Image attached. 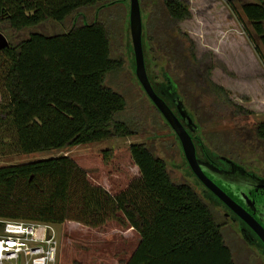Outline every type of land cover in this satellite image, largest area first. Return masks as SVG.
Returning <instances> with one entry per match:
<instances>
[{"label":"trees","instance_id":"16d2710c","mask_svg":"<svg viewBox=\"0 0 264 264\" xmlns=\"http://www.w3.org/2000/svg\"><path fill=\"white\" fill-rule=\"evenodd\" d=\"M148 1L156 6L151 25L162 14L175 21L190 14L184 0ZM99 2L0 0V28L8 24L18 31L45 21L63 22L80 8L95 9L93 20H81L65 30L35 29L17 42L7 39L8 45L0 50V143H5L2 136L6 133L17 150L30 152L135 131L124 117L122 93L105 84L106 74L121 67L122 61L111 56L109 30L100 18L103 5ZM241 8L264 44V0L245 1ZM142 47L152 84L158 78L147 67L143 31ZM191 51L192 47L193 56ZM159 80L171 81L178 91L177 82L165 69ZM208 82L213 87L208 89L210 106L228 107L219 99L225 98L226 91ZM253 129L264 139V120ZM198 146L218 157L202 138ZM128 147L139 174L116 192L91 181L87 170L66 153L0 165V218L54 224L74 219L89 226L114 218L139 234L123 264H236L212 209L215 203L207 196L205 200L189 182L174 181L165 160L145 142H131Z\"/></svg>","mask_w":264,"mask_h":264},{"label":"rangeland","instance_id":"374dc122","mask_svg":"<svg viewBox=\"0 0 264 264\" xmlns=\"http://www.w3.org/2000/svg\"><path fill=\"white\" fill-rule=\"evenodd\" d=\"M184 1L190 13L187 18L175 21L162 14L153 25L150 16L153 18L156 6L148 0L141 1L148 70L161 79L165 69L177 82L181 101L211 149L264 175V139L253 129L257 122L264 120V44L255 35L241 8L243 2L256 0ZM99 4L103 5L100 18L109 30L111 56L122 61L121 67L106 74L105 84L122 93L126 103L124 117L135 131L30 152L17 150L4 133L5 143H0V165L66 153L87 170L91 181L116 192L138 176L128 146L131 142L143 141L165 160L174 181L189 182L202 196L201 184L185 161L178 137L136 78L133 52L129 49V0H100ZM94 13V8L84 7L63 22L45 21L19 31L2 24L0 31L7 39L17 42L31 30L59 32L81 20L91 21ZM191 47L193 56L189 52ZM1 73L0 67V77ZM207 80L226 91L225 98L220 96L219 99L230 104L228 107L210 106L208 89L213 87ZM202 197L208 201L205 195ZM211 206L221 222L235 263L264 264L263 249L247 241L236 223L225 217L218 205ZM3 219L0 218V225ZM55 227L57 264H123L139 238L131 225L114 218H108L100 226L67 219L55 223Z\"/></svg>","mask_w":264,"mask_h":264},{"label":"water","instance_id":"95a60500","mask_svg":"<svg viewBox=\"0 0 264 264\" xmlns=\"http://www.w3.org/2000/svg\"><path fill=\"white\" fill-rule=\"evenodd\" d=\"M128 22L129 34L134 58V71L138 82L144 90L147 97L160 111L166 122L174 131L180 141V145L184 157L191 168L192 172L198 179L209 189H211L223 202L231 207L248 225L255 231L264 246V216L253 207L252 211H248L237 200H235L229 193L224 191L214 180L216 174L222 176L225 172L216 173L217 167L212 161H203L196 154V147L193 141V134L197 124L193 121L191 115L187 112L183 104L178 101L177 109L181 116L186 120L188 126L191 127L189 131L182 123L178 115L172 110L167 102L154 90L147 74L144 54L142 47V15L139 0H129L128 8ZM8 45L6 36L0 31V50ZM228 159V158H227ZM232 167H237L238 172L243 175V179L233 174V179L236 181L248 180V189L264 192V177H260L255 173L247 171L242 165L232 161ZM216 169V170H215ZM212 176H210V174ZM220 177V176H218Z\"/></svg>","mask_w":264,"mask_h":264},{"label":"flooded vegetation","instance_id":"af4514ba","mask_svg":"<svg viewBox=\"0 0 264 264\" xmlns=\"http://www.w3.org/2000/svg\"><path fill=\"white\" fill-rule=\"evenodd\" d=\"M152 85H153L154 90L165 100V102L168 103V105L172 108V110L178 115V117L180 118L182 123L186 126V128L189 131H191V127L188 126L186 120L181 116V114L179 113L177 109V102L180 101L182 104L183 102L181 101L178 91L173 89L171 81L168 80V84H163L161 83V80L155 78L153 79ZM187 112L189 113L188 110ZM198 130H199V126L197 124L195 132L192 133L193 141L196 147L197 156L203 161H212L213 164L218 169V170L215 169L217 171L216 173L225 172L223 176L221 174L220 175L216 174V178L214 177L215 182L224 191L229 193L235 200H237L242 206H244L248 211L253 212L252 209L254 207L257 210H259L264 216V192L262 191L254 192L253 190L248 189V180L236 181L235 179H233V176H234L233 174L235 175L237 174V176H239L240 178H242L243 175L237 171L238 170L237 167H232L231 163L232 161H234L242 165L247 171L251 173H255L256 175L260 177H264V175L258 172H255L251 168L246 167L241 162L229 156H226L224 154H218V157H214L213 155L208 154L205 148L204 149L199 148L198 145H199L201 136ZM189 169L191 170L190 167ZM210 176H212V174H210ZM196 178L198 179V177ZM198 182L201 184V191L203 195L207 196L211 201H213L216 205H218L225 217L229 218L231 221L236 223L242 236L247 241H249L251 244L258 245L261 247V249L264 250V247H263V244L260 238L257 236L255 231L248 225V223L245 222L231 207H229L225 202H223L211 189L206 187L199 179H198Z\"/></svg>","mask_w":264,"mask_h":264},{"label":"built area","instance_id":"2783aa9c","mask_svg":"<svg viewBox=\"0 0 264 264\" xmlns=\"http://www.w3.org/2000/svg\"><path fill=\"white\" fill-rule=\"evenodd\" d=\"M54 223L4 218L0 229V264H57Z\"/></svg>","mask_w":264,"mask_h":264}]
</instances>
